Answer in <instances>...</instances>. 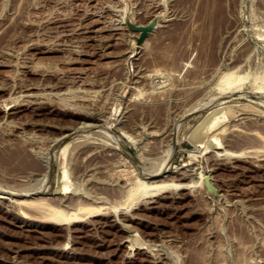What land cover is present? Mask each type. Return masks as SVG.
<instances>
[{"label":"rangeland","instance_id":"rangeland-1","mask_svg":"<svg viewBox=\"0 0 264 264\" xmlns=\"http://www.w3.org/2000/svg\"><path fill=\"white\" fill-rule=\"evenodd\" d=\"M259 85L264 0H0V264H264Z\"/></svg>","mask_w":264,"mask_h":264},{"label":"bare ground","instance_id":"bare-ground-1","mask_svg":"<svg viewBox=\"0 0 264 264\" xmlns=\"http://www.w3.org/2000/svg\"><path fill=\"white\" fill-rule=\"evenodd\" d=\"M222 5L220 6V9L222 10V9H224L225 7H224V5H223V2L221 3ZM225 10V9H224ZM224 13V12H223ZM225 14V13H224ZM235 71V70H234ZM230 71V72H227V73H225L224 72V74L221 76V78L219 79V81H218V83H217V88H219V89H221V90H225V89H230V88H234V87H241V82L242 81H244L245 79H246V76H242V75H238V74H236L237 72L235 71ZM255 81H257V80H255ZM264 86V85H263ZM263 86H261V85H259L258 87L260 88V90L261 89H264V87ZM262 91V90H261ZM256 113H258V112H256ZM263 114V113H262ZM87 115V114H86ZM260 115V114H259ZM214 119L208 124V126H207V128L202 132V134H203V136L205 135H207L208 133H210L211 132V130H213L219 123H220V119L218 118V117H213ZM221 118V117H220ZM223 126V125H222ZM218 128H220V127H218ZM217 128V129H218ZM221 129V128H220ZM215 131V130H214ZM222 131H223V127H222ZM209 142H208V144L207 143H205V142H207V141H205V142H202V153H205V152H208V151H211L212 150V148H213V150H214V148H216V149H220L221 150V152H218V154L219 155H234V156H239V155H242V152L241 153H236V152H234V151H231V150H228V149H223V141H222V139L221 138H219L218 136H216V135H213V136H211V138L208 140ZM205 143V144H204ZM199 144V143H198ZM204 145V146H203ZM219 150V151H220ZM66 153V152H65ZM51 160H53V159H51ZM47 165H48V163H47ZM51 165V164H50ZM49 165V166H50ZM168 166H169V164H167L166 163V166L163 168V169H161V170H159L158 171V173L156 174V175H159L162 171H165L167 168H168ZM47 167V166H46ZM47 169V168H46ZM64 170H63V177H66V176H68L70 173H69V170L67 169V168H63ZM44 172V171H43ZM46 171H45V177H46ZM44 177V176H43ZM46 179V178H45ZM47 179H48V176H47ZM69 180V179H68ZM46 182H47V180H46ZM157 182V181H156ZM201 182H204L203 180L201 181V180H198L197 182H195L194 184H196V185H200V183ZM65 184H66V186H64L65 187V189H64V191L63 192H61V193H68V192H71V191H73V190H75V191H77L75 188H73L71 185L72 184H70V185H68L67 184V181L65 182ZM191 184V183H190ZM190 184H183V185H181V184H165V183H163V184H161L160 183V185H158V184H155L153 187L154 188H149V186H148V188L146 187V189L144 190L143 189V191L140 193V194H138V196H135V197H133L132 198V202L127 206V209H129V208H131L135 203H136V201L137 200H139L140 198H148V197H155V196H157V195H159V194H161V192H164L165 190H168L169 188H171V187H180V188H188L189 186H190ZM151 186V185H150ZM71 187L73 188V190L71 189ZM192 187V186H191ZM8 190V189H7ZM58 191H60V190H58ZM21 192V191H20ZM26 193V192H25ZM30 193V192H29ZM9 194V195H8ZM20 194V193H19ZM22 194V193H21ZM73 194H74V192H73ZM76 194V193H75ZM15 194L13 193V192H10L9 191V193L8 192H5V191H1L0 190V198H2V199H8L9 201L11 200V202L13 203V202H15L16 204H17V202H19L18 204H20V203H25V202H22L21 200H19V197H15L14 196ZM23 195H25V194H23ZM70 197V196H69ZM26 198V197H25ZM72 198V197H71ZM70 198V199H71ZM24 199V198H23ZM22 199V200H23ZM26 200V199H25ZM8 201V202H9ZM27 202V201H26ZM30 202V201H29ZM62 202V201H61ZM71 202V201H70ZM72 203V202H71ZM21 204V205H22ZM11 205V204H10ZM14 205V204H13ZM53 205H56V203L54 204L53 203ZM12 206V205H11ZM24 206V205H23ZM30 206V205H29ZM28 206V207H29ZM32 206V205H31ZM25 207H27V205L25 206ZM30 208V207H29ZM41 208H45V207H41ZM47 208V207H46ZM45 208V209H46ZM54 208V207H53ZM62 209V208H61ZM77 209V208H76ZM63 210H54V212L55 213H51V214H49L48 213V216L46 217L47 218V222L48 223H52L54 226H61V225H69L70 223H72V222H79V221H81V220H83L81 217H83V216H86V215H89V213H98L100 210H93V211H88V214H87V212L84 214V213H82V214H84V215H82L81 213H79V209H78V212H77V210H76V213H71L70 214V212H69V214L67 213V214H65L64 213V211L62 212ZM117 211H118V209H115L114 210V212L115 213H117ZM125 211H127V210H125ZM20 212H21V215L23 216V217H25L26 216V212L24 211V210H21L20 209ZM43 212H44V210H43ZM45 212H47V211H45ZM42 215V214H41ZM45 217V216H44ZM43 217V218H44ZM40 218H41V216H40ZM46 218H45V220H46ZM42 219V218H41ZM137 248H139V247H137ZM142 248H144V247H142ZM239 258H241V257H239ZM245 258V257H244ZM246 259V258H245ZM244 260V259H243ZM247 260V259H246ZM245 261V260H244ZM246 262V261H245Z\"/></svg>","mask_w":264,"mask_h":264},{"label":"water","instance_id":"water-1","mask_svg":"<svg viewBox=\"0 0 264 264\" xmlns=\"http://www.w3.org/2000/svg\"><path fill=\"white\" fill-rule=\"evenodd\" d=\"M154 26H155V23L154 22L151 23L150 25H147V26H140V27L137 26L136 27V26L133 25V28H137V29H139L141 31V35L138 38V42L139 43H141L144 40V38L147 35V33L149 31H151L154 28ZM206 186H207V190L209 192H211L213 194H216L217 193V188L214 186V184H213L210 176H207L206 177Z\"/></svg>","mask_w":264,"mask_h":264}]
</instances>
